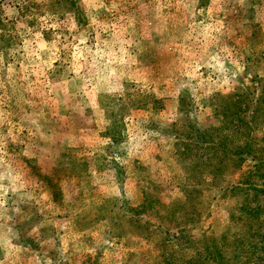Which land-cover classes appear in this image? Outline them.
<instances>
[{
    "label": "rangeland",
    "instance_id": "obj_1",
    "mask_svg": "<svg viewBox=\"0 0 264 264\" xmlns=\"http://www.w3.org/2000/svg\"><path fill=\"white\" fill-rule=\"evenodd\" d=\"M3 31L0 264H157L132 209L180 205L176 130L264 80V0H0ZM252 163L206 175L190 235L246 232Z\"/></svg>",
    "mask_w": 264,
    "mask_h": 264
},
{
    "label": "trees",
    "instance_id": "obj_2",
    "mask_svg": "<svg viewBox=\"0 0 264 264\" xmlns=\"http://www.w3.org/2000/svg\"><path fill=\"white\" fill-rule=\"evenodd\" d=\"M12 35L3 31L0 41ZM252 82L257 84L241 93L228 95L223 101L215 99L213 105L221 117L218 126L202 130L186 124L184 132L176 130L179 143L175 157L183 163L190 162L183 170L195 181L185 185L184 201L178 206L157 201V207L152 195L143 191L142 203L131 208L133 214L129 219L133 232L150 245L155 244L157 264H262L264 261V206L259 203L255 207L247 201L242 204L239 220L246 225V232L236 231L231 241L225 234L229 230L224 235L204 233L198 239L188 233L191 225L203 216L196 202L203 197L206 175L217 180L223 173L243 171L253 162L250 170L229 190L235 194L249 195L253 191L256 197L264 195V80Z\"/></svg>",
    "mask_w": 264,
    "mask_h": 264
}]
</instances>
